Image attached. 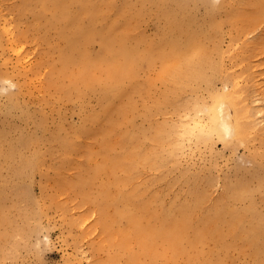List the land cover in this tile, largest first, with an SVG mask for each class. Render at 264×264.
I'll list each match as a JSON object with an SVG mask.
<instances>
[{
  "label": "rangeland",
  "instance_id": "1",
  "mask_svg": "<svg viewBox=\"0 0 264 264\" xmlns=\"http://www.w3.org/2000/svg\"><path fill=\"white\" fill-rule=\"evenodd\" d=\"M52 1L0 0V40H4L0 51V264H126L123 251L104 240L97 210L99 200L85 202L82 192L70 186L87 168L85 149L101 145L91 133L103 124L104 102L100 87L81 85L80 91L72 89L69 96L63 94V88H72L77 67L69 76L58 75L62 67L60 53L67 48L68 40L61 34L64 22L55 16ZM179 1L113 0V8L103 7L97 25L101 28L115 12L125 9L135 30L127 41L142 50L143 45H156L167 37L169 19L164 11L176 8ZM79 7L78 3L71 4V14H76ZM183 9L178 16H193L201 28L211 12L210 7L192 0H185ZM225 15L226 11L217 13L216 17L222 16V25L210 31L212 35L206 40V46L218 47L212 58L222 69L206 65L202 68L206 74L184 76L179 82L181 88L175 89L159 77L161 60L137 63L132 80L126 84L128 91L118 99L117 106H125V129L128 127L136 141L141 139L149 146L148 140L163 127L172 130L173 144H181L174 155L162 152L164 161L158 168L144 162L139 169L135 182L144 188L145 200L156 199L152 209L160 213L164 208L177 214L175 206L191 202V193L198 189L208 196L197 214L202 218L210 208L222 206L231 187L245 183L246 195L228 200L231 209L242 212L243 229L236 237L229 235L232 217L227 214L223 228L229 246L226 254H219L213 245L204 249L211 264H264V254L257 255L245 232L258 222L251 216L264 218V47H255L264 36V23L236 38ZM81 24L88 25V20L82 19ZM192 26L197 29L195 24ZM75 29L72 24L71 31ZM136 32L143 35L145 43L137 44ZM91 45L92 53L101 51L99 41ZM235 79L250 103L257 101L251 107L260 111L256 118L261 123L248 139L227 146L215 139L210 148L195 139L182 141L185 123L196 114L197 99L210 100L209 94L222 91L224 81L231 85ZM63 138L76 145L67 156L62 154ZM111 139L113 148L119 150L121 137L113 135ZM26 160H37L39 166L25 167L24 174L19 175ZM76 165L83 172H78ZM68 178L73 179L68 182ZM94 186L99 188V182ZM92 194L96 198L98 192L94 189ZM250 211L258 214L250 216ZM186 246L194 257L203 249L191 248L188 243ZM9 250L14 254L10 256ZM190 259L183 257L177 264H193ZM155 264L168 263L159 258Z\"/></svg>",
  "mask_w": 264,
  "mask_h": 264
},
{
  "label": "bare ground",
  "instance_id": "2",
  "mask_svg": "<svg viewBox=\"0 0 264 264\" xmlns=\"http://www.w3.org/2000/svg\"><path fill=\"white\" fill-rule=\"evenodd\" d=\"M192 2L210 7L211 12L207 14L202 28L195 23L197 20L193 16H188L186 19L178 16L179 12L185 11L183 9L185 0H180L176 8L164 11L169 19L166 24L169 32L167 37L159 44L143 45L145 48L141 50L127 41V37L135 30L130 25V18L125 13V9L115 12L112 19L105 20L102 27H98L103 7L113 8V0L52 1L55 16L60 17L64 22L61 34L68 40L67 48L60 53L62 67L58 75L69 76L73 68L77 67L72 88H63V94L69 96L72 89L80 91L81 85L100 87L104 102L101 113L103 124H100V128L97 126L98 130L93 127L96 131L91 133L92 139L99 140L101 145L97 149L94 147L85 149L87 168L83 172L77 166L82 163L76 165L79 168L78 172L83 173L77 180H71L70 186L82 192L85 202L99 200L97 210L100 213L99 224L103 229L102 233L105 234L104 240L123 251L126 264L143 262L155 264L159 258L168 264H177L183 257H191L190 260L195 264H211L204 246L213 245L219 254L222 252L226 254L229 248L223 233L227 214L232 217L229 222V235L236 237L243 229L242 212L231 209L228 203L230 199L240 200L246 195L247 190L243 188L245 183L242 182L238 183L239 186L235 185L228 190L225 197L223 196L222 206L210 208L202 218L197 214L208 196L206 192L198 189L191 193V202L175 206L177 214L164 208L160 213L152 209L156 199L145 200L144 188L135 182L139 169L141 165L146 164L144 162L152 168H158L164 161L162 152L170 151L169 155H174L181 148V144H173L172 130H165L163 127H160L155 136L148 140L151 141L149 146L141 142V139L136 141L128 127L125 129L128 125L125 106L121 103H118L119 108L117 106L118 99L128 91L126 84L132 80L134 66L137 63L152 64L161 60L162 69L159 77L173 84L175 89L181 88L179 82L184 76L202 77L206 74L202 69L206 65H211L214 70L222 69V65L212 58L218 47L206 46V40L212 35L210 31H217L222 25V16L216 17L217 13L226 11V19L234 28L236 38L254 32L264 23V0H242L243 3H234L232 0H192ZM73 3H78L80 6L79 11L74 12L76 13L74 15L70 12V5ZM229 4L234 5L229 8ZM84 18L88 20L86 26L81 24ZM72 24L76 26L75 32L71 31ZM192 24H195L197 29H193ZM136 37H138L137 44L145 43L141 33L136 32ZM96 40L101 44V51L98 54L92 53L90 49L91 44ZM1 41L4 40H0V51ZM258 42L259 44H254L256 48L264 47V36ZM75 53L79 55L75 56ZM240 87L237 79L231 85L228 81H224L222 91H213L209 94L210 100L198 98L195 103L196 114L192 111V114H195L193 118L190 113L193 119L185 123L181 140L195 139L198 144L206 148L212 147L215 139L221 140L226 146L234 141H246L251 131L261 123L259 118H256L260 111H255L251 107L250 104H256L257 101L253 100L250 103L249 96ZM113 135L121 137L119 150L113 148L111 139ZM60 144L64 147L62 154L65 156L74 146L76 148L73 142L65 138L60 140ZM67 161L66 164L71 163L73 168V160V163ZM28 166L38 167L39 161L26 160L18 174L23 175L24 168ZM79 174L77 173L78 176ZM68 179L67 181L70 182L73 178ZM96 182H99V188L94 186ZM64 183L67 188L68 183ZM94 189L98 192L96 198L92 197ZM119 204L123 207H119ZM111 208L115 210L111 211ZM249 213L250 216L252 213L258 214L255 211ZM251 217L258 222L252 228L245 230L246 236L257 255L264 254V238L261 237L264 218L261 215ZM134 243L136 248L133 247ZM187 243L191 248L203 247V249L199 251L198 256H191ZM13 252L10 254L9 250L10 256L14 254ZM223 259L222 257V263H224Z\"/></svg>",
  "mask_w": 264,
  "mask_h": 264
}]
</instances>
